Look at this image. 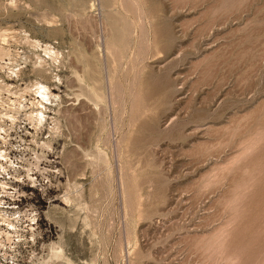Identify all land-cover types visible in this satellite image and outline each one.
<instances>
[{
  "label": "rangeland",
  "instance_id": "1",
  "mask_svg": "<svg viewBox=\"0 0 264 264\" xmlns=\"http://www.w3.org/2000/svg\"><path fill=\"white\" fill-rule=\"evenodd\" d=\"M0 152V264H264V0H0Z\"/></svg>",
  "mask_w": 264,
  "mask_h": 264
},
{
  "label": "bare ground",
  "instance_id": "2",
  "mask_svg": "<svg viewBox=\"0 0 264 264\" xmlns=\"http://www.w3.org/2000/svg\"><path fill=\"white\" fill-rule=\"evenodd\" d=\"M46 91V87L45 86H43V85H40L39 87H38V93H37V96H38V94H39V98H40V96L42 97V98H40V99H43V100H46V102H44V104L46 105V104H48V102H49V98H48V94L45 92ZM42 100V101H43ZM42 104V103H41ZM41 108V107H40ZM39 113V112H38ZM40 117L41 118H43V114L40 112ZM37 120V119H36ZM39 120H40V118H39ZM2 153L0 152V159H1V157H2V155H1ZM4 156V155H3ZM3 167V166H2ZM4 188V187H3ZM6 219V218H5ZM9 225H11V224H9ZM12 229V228H11ZM6 234V237H8V235L10 234V231L9 232H6L5 233ZM9 237H10V235H9Z\"/></svg>",
  "mask_w": 264,
  "mask_h": 264
}]
</instances>
